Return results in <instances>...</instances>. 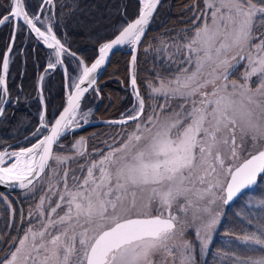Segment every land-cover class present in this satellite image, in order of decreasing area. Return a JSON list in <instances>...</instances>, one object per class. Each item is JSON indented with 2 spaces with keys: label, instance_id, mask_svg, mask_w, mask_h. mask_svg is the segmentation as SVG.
Returning <instances> with one entry per match:
<instances>
[{
  "label": "snow or ice",
  "instance_id": "obj_1",
  "mask_svg": "<svg viewBox=\"0 0 264 264\" xmlns=\"http://www.w3.org/2000/svg\"><path fill=\"white\" fill-rule=\"evenodd\" d=\"M140 2L138 18L99 47L94 63L78 61L75 93L68 95L58 118L41 116L45 132L35 133L37 142L19 151L0 150V184L35 191L45 170L52 174L45 175L47 192L29 212V220L35 215L37 222L14 241L0 264H196L197 245L186 238L188 229L203 256L221 206L264 183V0H203L191 31L183 32L182 41L164 45L166 54L174 48L168 67L177 70L158 72L147 82L149 100L162 99L145 113L133 55L135 111L110 122L134 121L131 131L95 154L86 155L83 139L72 145L73 154L60 151L61 138L80 126L79 102L88 91L81 85L95 84V73L114 47L140 44L160 4ZM42 3L55 7L54 0ZM21 18L20 27L30 26L62 63L61 55L69 50L50 25L47 34L37 27L39 16H30L23 0H10L0 25L15 27ZM0 63L6 76L8 59ZM237 69L239 80L232 78ZM0 85L3 105L8 103L3 77ZM81 119L87 122L86 115ZM78 157L84 158L80 173L69 165ZM237 239L247 255L233 253L230 264H264V224Z\"/></svg>",
  "mask_w": 264,
  "mask_h": 264
},
{
  "label": "trees",
  "instance_id": "obj_2",
  "mask_svg": "<svg viewBox=\"0 0 264 264\" xmlns=\"http://www.w3.org/2000/svg\"><path fill=\"white\" fill-rule=\"evenodd\" d=\"M40 2L41 0H25L27 11L36 13ZM55 3L56 12L59 15L58 31L67 46L88 64L95 58L97 47L103 41L116 35L126 25L124 14L129 20H132L137 16L139 7L138 0H55ZM9 4L10 0H0V15L8 13ZM124 6H126L125 10ZM202 7L203 0L162 1L140 47L137 59V82L141 95L145 99L147 107L145 112L149 105V95L145 89L146 82L153 80L158 72L166 74L177 70L175 66L168 67L171 64L168 54L174 48L169 47L168 54H166L164 45H174V43L182 41L183 32L191 31L195 26L193 22ZM20 25L10 56L7 78L10 103L0 119V150L6 145L17 143L18 140L30 135L38 125L41 112V103L37 98V82L47 66L49 52L30 35L25 26L20 27ZM12 29L13 25L10 23H5L0 28V62H2L5 50L9 45ZM126 48L128 47L112 55L108 67L98 83V91L93 90L84 101L82 110L91 108V120L119 118L121 114L132 109L135 103V98L128 89L130 52L126 51ZM182 57L181 54L180 58L182 59ZM66 63L69 74L76 73V59L70 55ZM62 71V69L47 71L42 82L47 102V121L56 117L64 107L66 96ZM22 117H24L22 121L26 123L25 125L20 123ZM126 126L117 124L91 125L75 131L72 136H84L85 146L90 151L96 149L92 148L96 144H98V149L100 146L103 147V140L108 137V129ZM70 136L68 134L62 138L61 143H69ZM37 139L38 137H33L29 140L34 142ZM19 146L16 144L13 147L18 148ZM102 149L105 150L106 147ZM86 153L88 154V152ZM21 193L17 191L14 192V195L20 199L24 214H27L30 198H19ZM246 194L233 205L225 206L221 231L212 240L206 254L207 260L202 264H210L211 258H216L219 249H225V245H229L232 249V251H228L229 254L236 252V246L240 243L236 242L237 237L243 234L245 227L239 207ZM1 195L6 194L0 192V197ZM7 199L11 200L10 204L5 200L3 202L0 198V209L2 210L0 213V255L11 246L19 224V208L8 195ZM188 231L186 238L198 246L195 236L189 234ZM23 232L24 229H22Z\"/></svg>",
  "mask_w": 264,
  "mask_h": 264
},
{
  "label": "rangeland",
  "instance_id": "obj_3",
  "mask_svg": "<svg viewBox=\"0 0 264 264\" xmlns=\"http://www.w3.org/2000/svg\"><path fill=\"white\" fill-rule=\"evenodd\" d=\"M139 2V0H138ZM125 7V6H124ZM139 8H140V2H139V7H138V11H139ZM124 9V8H123ZM48 9H46L47 11ZM51 11L48 10V15H47V18H48V21H54V18L53 16H51ZM124 18L126 20H129L128 17L125 16L124 14ZM78 19V18H76ZM77 22H79V20H77ZM62 42V41H61ZM64 44V42H62ZM65 45V44H64ZM66 46V45H65ZM174 51V49H173ZM172 51V52H173ZM170 52V54L172 53ZM72 53H75L74 51H72ZM168 54V53H167ZM64 55H66V53H64ZM74 59H76L77 61V70H76V73L74 74H68L67 75V78H65L64 76V89H65V96L67 94V92L69 90L72 89V87L74 86L75 82L77 81L78 79V76H79V71H78V61L83 60V58L75 53V55H71ZM183 59V57H182ZM49 63H55V61L53 59L51 60H48L47 61V65H49ZM85 64L88 65L87 62L84 61ZM10 64V62H9ZM90 64V63H89ZM73 65V64H72ZM68 65H66V69H67ZM243 68V65H241V69ZM241 69H237L236 73L234 74V76L232 78L234 79H237L239 80L240 79V73H241ZM63 72V75H64V71ZM69 73V72H68ZM44 79V78H43ZM255 80V78H253ZM43 82V81H42ZM148 82V81H147ZM147 82H146V85H147ZM129 89V88H128ZM146 91H147V94L149 95L148 93V89L147 87L145 88ZM129 92L132 93L133 95V92H131V90L129 89ZM44 93V92H43ZM45 95V94H44ZM133 97L135 98V96L133 95ZM162 98L160 97H156L154 100H149V104L150 103H157L158 101H160ZM40 103H42V100L40 99L39 100ZM47 103V102H46ZM175 104V102H173ZM136 104V99H135V103L133 104V107L132 109H130L129 111H126L125 113L121 114V116L119 118H127L129 115L132 114V112L135 111V107L134 105ZM42 105V104H41ZM149 106V105H148ZM146 105H145V109H146ZM91 108H87L85 110H80L79 114L77 115V120L79 121V124H83L85 123L84 120L81 119V116L82 115H86V119H87V122H90L92 121L90 119L91 117ZM148 112V109L145 113ZM40 114V113H39ZM40 117V115H39ZM24 119V117H22L20 119V123L22 124H26L25 122H23L22 120ZM40 121V118L38 119ZM39 121H38V125H39ZM86 122V123H87ZM135 122L134 121H131L130 123L128 124H122V125H127L126 127H119V128H116V129H108L107 131V135L108 137L106 138V140H103V147L100 146V148L98 149L97 148V145H94L92 148H96V149H91L90 151L86 148L87 152L88 153H93L95 154V150H100L104 147H106L105 150H107V147L108 145L110 144H113L115 141H118L120 140L124 135H125V132L126 131H131V125L134 124ZM129 124H131L129 126ZM112 125H115V124H112ZM38 129L34 130L30 135H28V137H24L19 141L21 142H17V144H19L23 147H25L26 145H28V142L30 141L29 139H31V137H35V133L37 132ZM74 132V131H73ZM72 134V132L70 133V135ZM84 136H79V135H76V136H70V141L69 143H63L64 147L62 149H60L61 152H63L64 154L66 155H71L75 152V149L72 148V145H74L78 140L80 139H83L85 140V138H83ZM10 145V144H9ZM8 145H6L2 150H8L6 149ZM86 147V146H85ZM69 149H71V151H68ZM104 150V149H103ZM8 151H11V150H8ZM87 155V153H86ZM50 164H52L53 162L50 161L49 162ZM84 163V158L83 157H78L76 160H70L69 161V165L72 169L75 170L76 173H80V168H79V164H83ZM73 173L70 172L69 173V176L71 177ZM45 175H48V176H51V172L46 169L45 170V174L44 175H41L40 177V181H43L44 183L41 184L40 181H37V185L38 187L36 188L35 191H29L27 189H23L21 190L20 192L21 195L19 196V198H22V199H25L27 197L30 198V203H29V207L27 210V214H24V222L23 224L25 225L24 228L22 229H26L27 227H29L30 223H36V217L35 215H33V218L32 220L30 221L29 220V212L32 211L33 213L35 212V209H36V206L37 204L39 203V197L41 195H44L46 192H47V181L45 180ZM53 180L55 181V177H52ZM69 184H71V179H69ZM41 188L44 189V192H41ZM259 193V195H257ZM49 196H51V193H48ZM1 200L4 202V200L10 204L11 200L10 199H7V195H1ZM6 197V198H5ZM51 199H52V203L55 204L56 202V197L55 196H51ZM264 200V183H260L255 189L251 190L249 193L246 194L245 198L243 199V202L241 203L240 207H239V211H240V214H241V217H242V222L245 223V227H244V231H243V234L245 233V231L247 232H253V231H256V229L261 225V224H264V204H261V201ZM20 201V199H19ZM21 203V202H20ZM10 207V206H9ZM222 207V211H221V217H220V221H219V224L216 226L215 230L213 231L212 233V238H211V242L212 240L220 233L221 231V227H222V221L224 219V212L226 210L225 208V205L221 206ZM1 209H0V213H1ZM4 211V210H3ZM199 221H197L198 223ZM190 230L188 231L189 234H192L193 236L194 235V231L192 228H189ZM24 233V232H23ZM23 233H21V237L23 235ZM243 234L241 236H243ZM211 242L209 244V247L211 246ZM236 242L238 243L239 240L237 239ZM197 243V242H196ZM194 244V243H193ZM209 247L207 248L205 254L203 256L200 255V251H199V245L197 246V250H196V264H202V263H205L206 260H207V257H206V254H207V251L209 249ZM232 249L229 247V245H225V249H219L218 253H217V256L216 258H211V263L210 264H230V259L232 258V254H229L228 251ZM236 255H239V256H245L247 255V253L245 252V246L244 245H241L240 243L237 244L236 246V252H235ZM2 257V254L0 255V258ZM216 260V261H215ZM169 264H171V260L169 261Z\"/></svg>",
  "mask_w": 264,
  "mask_h": 264
},
{
  "label": "water",
  "instance_id": "obj_4",
  "mask_svg": "<svg viewBox=\"0 0 264 264\" xmlns=\"http://www.w3.org/2000/svg\"><path fill=\"white\" fill-rule=\"evenodd\" d=\"M162 1H163V0H160V4L158 5L156 12L153 14V18H152V20L150 21V23H149V25H148V27H147V29H146V31H145L144 37L141 38L140 44L137 45V46H135V48H133L131 45H121V46L114 47V48L109 52L108 57H107V60L105 61L104 65H102V66L97 70V72L95 73V78H96V82H95V84H94V85H88L87 82H86L84 85H81L82 88H83V87H88V91L85 92V93L83 94V96H82V98H81V100H80V102H79L78 114H79V112H80V110H81V108H82V106H83V103H84L86 97H87V96H88L93 90H96V91L98 90V83H99L100 79L102 78L104 72L106 71V69H107V67H108V64H109V62H110V59H111V57H112V55H113L114 53H116L117 51H120V50L124 49L125 47H128V48H126L125 50L128 51V52H130V58H129V63H128V74H129V82H128L129 84H128V88H129V89L131 90V92H132V89H131V86H130V75H131V67H132V66H131V58H132L133 55L136 57L135 73H136V79H137V59H138V54H139V51H140V47H141V45H142V43H143V41H144V39H145V36L147 35V33H148V31H149V29H150V27H151V24H152V22H153V19H154L156 13H157V11H158V9H159V7H160ZM139 2H140V0H139ZM23 5H24V7H25V1H24V0H23ZM44 5H45V4L42 3V5L40 6V8H39V10H38V13L36 14L37 16H40V15H41V11H42ZM140 9H141V2H140V8H139L138 14H139V12H140ZM25 10H26V7H25ZM26 11H27V10H26ZM7 14H8V13H7ZM138 14H137V16H136L134 19H132V20H127L126 25H127L129 22H133L136 18H138ZM29 15H30V14H29ZM30 16H31V15H30ZM4 24H5V23H4ZM4 24H3V25H4ZM19 24H22V18L19 19V20H17V22H16V26H15V27L13 26V29H12V35H11V38H10V41H9V45H8L7 49L5 50V53H4V56H3V58L6 57V58L8 59V63L10 62V55H11L12 49H13V47H14V44H15L16 38H17ZM36 24H37V23H36ZM3 25H0V28H1ZM126 25H125V26H126ZM125 26H124V27H125ZM25 27H26L27 31L32 35V37H33V38H34V39H35V40H36V41H37L42 47H44L45 49L53 50V51H54L55 60L57 61V57H56V55H55V49H51V48H49L46 44H44L43 40H42L40 37H38L34 32L31 31L30 26H26V25H25ZM37 27H39V26L37 25ZM39 28H40V27H39ZM40 29H41V28H40ZM121 30H122V29H121ZM41 31H43V30L41 29ZM52 31H53V30H52ZM53 33H54V32H53ZM118 33H119V32H118ZM118 33H117L116 35H118ZM46 34H47V33H46ZM116 35H114V36H113L112 38H110V39H107V40L103 41V42L97 47V53H96V56H95V58L93 59V61H92L91 63H94L95 60L98 58V56H99V52H98L99 47H100L102 44L106 43V42H110L112 39H114V37H115ZM13 37H14V39H13ZM61 43H62V42H61ZM65 47H66V46H65ZM66 48H67V47H66ZM9 49H10V51H9ZM67 49H68V48H67ZM68 50H69V49H68ZM69 51H70V50H69ZM60 59L63 61V59H62V55H61ZM2 60H3V59H2ZM56 61H55V65H56V66H55L54 68H49L48 66H46V68H45L44 71L41 73V75H40V77H39V79H38V83H37V95H39L40 98H41V100H42V111H41L40 121H39V125H38L37 129H39V128L42 127L41 116H43V117H44V120H46V115H47V103H46L45 96H44V93H43V90H42V80H43V77H44V73H45L46 71H48V70H52V69L54 70V69H56L57 67H59L61 64H63V66H64V76H65V78H67V69H66V66H65L64 62H62V63H56ZM91 63L88 64V66H90ZM8 70H9V67H8ZM79 75H80V74H79ZM0 77H3V78L5 79V81H6V85H7L8 72H7V75L5 76L4 73H3V69H2V63H1V73H0ZM78 79H79V76H78ZM78 79H77V81L75 82V84L78 82ZM75 84H74V86L72 87V89L69 90V91L67 92V94H66V98H65V102H64V107H63L62 110L56 115V118H58L59 114H62L64 108L66 107V102H67L68 95H69V94H74V93H75ZM137 87L139 88L138 82H137ZM2 88H3V85H0V89H2ZM7 88H8V85H7ZM139 90H140V88H139ZM98 94H99V92H98ZM99 95H100V94H99ZM140 95H141V92H140ZM141 96H142V95H141ZM142 97H143V96H142ZM6 99H7L8 103L1 105V106L4 108V113H5L6 108H7L8 104H9V102H10L9 91H8V95H7ZM145 105H146V104H145ZM78 114H77V115H78ZM2 117H3V116H0V119H1ZM120 119H122V118H109V119L94 120V121H90V122H87V123L79 124L80 126H78V127H74V128H73L72 130H70L67 134H69V133H71V132H73V131H75V130H79V129H82V128H84V127L91 126V125H98V124H118V123H110V122H111V121H118V120H120ZM129 122H131V121H129ZM129 122H128V123H129ZM67 134H66V135H67ZM40 138H42V137H40ZM62 138H63V137H62ZM37 140H38V139H37ZM37 140H36L35 142H37ZM19 142H21V141H19ZM19 142H18V143H19ZM35 142H33L32 144H30V145H28V146H26V147H30V146H32ZM16 144H17V143H14V144L9 145V146L7 147V149L10 150V148H11L12 146L16 145ZM26 147H24V148H26ZM54 148H55V147H54ZM21 149H23V148L16 149V150H13V151H19V150H21ZM9 163H11V161H9ZM258 184H259V182H258ZM258 184H257V185H258ZM257 185H256V186H257ZM256 186H253V188H255ZM253 188H252V189H253ZM252 189H251V190H252ZM21 190H23V189H20V188H18V187L9 188V187H7V186L4 185V184H0V192L5 193V194L8 195L10 198H12V199L15 201V203L17 204V206H18V208H19V211H20L19 230H18L17 236H16V238L14 239V241L20 238V236H21V230H22V226H23V222H24V211H23V208H22V206H21V203H20L19 199L14 195V192L21 191ZM248 191H250V190H249V189H245V190L243 191V193H241L240 195H238L237 197H235V198L233 199V201L230 202L227 206H231V205H233L236 201H238V200L242 197V195H243L244 193H246V192H248ZM14 241H13L12 245L10 246V248L8 249V251H7V252H6V253L0 258V260H3L4 258H6V257H7V253H9V252L11 251V249L15 247V243H14Z\"/></svg>",
  "mask_w": 264,
  "mask_h": 264
},
{
  "label": "flooded vegetation",
  "instance_id": "obj_5",
  "mask_svg": "<svg viewBox=\"0 0 264 264\" xmlns=\"http://www.w3.org/2000/svg\"><path fill=\"white\" fill-rule=\"evenodd\" d=\"M54 4H55V7H53L52 5H49V4H45L42 11H41V15L39 16V21H36L37 25L43 30L46 32V29L47 27L50 25L52 27V30L54 32V34L57 36V38H59L62 42H64V44L67 46L66 42L64 41L62 35L60 34V32L58 31V28H57V21L59 19V15L57 14L56 12V3H55V0H54ZM42 5V0L40 2V5L38 7V10L40 8V6ZM126 6L124 7V10H125ZM46 9H48L49 11H51V16H53L54 18V21H48V18H47V15H48V10L46 11ZM38 10L36 11L35 14L38 13ZM123 10V11H124ZM30 15H32L33 13H29ZM47 33V32H46ZM68 47V46H67ZM47 50V49H46ZM49 52V60L53 59L54 61L55 60V56H54V51L53 50H47ZM71 55V53H66V55L62 54V59H63V62L65 64V66L67 65L66 61H67V58ZM71 64H73V61L71 62ZM57 69H62L64 70V66L63 64H61L59 67H57L55 70ZM68 67H67V75H68ZM69 76V75H68ZM37 98H39V96H37ZM40 100V99H39ZM41 113V112H40ZM37 131L41 132V133H44L45 132V129L44 128H41V129H38ZM73 135V133L71 134ZM34 137V136H33ZM32 137V138H33ZM35 137L37 138V136L35 135ZM32 143V141L28 142V144ZM23 147V146H22ZM19 148V147H18ZM16 150V149H14ZM19 221H20V215H19ZM18 230H19V224H18V228H17V233H18ZM17 233H16V236H17ZM15 236V237H16ZM15 239V238H14ZM9 249V248H8ZM7 249V250H8ZM7 250L2 254V256L7 252Z\"/></svg>",
  "mask_w": 264,
  "mask_h": 264
}]
</instances>
